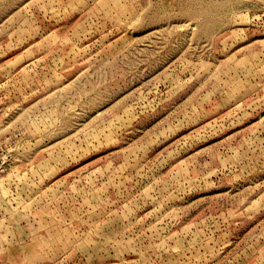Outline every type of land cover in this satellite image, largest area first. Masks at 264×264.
<instances>
[{"label":"rangeland","instance_id":"1","mask_svg":"<svg viewBox=\"0 0 264 264\" xmlns=\"http://www.w3.org/2000/svg\"><path fill=\"white\" fill-rule=\"evenodd\" d=\"M0 264H264V0H0Z\"/></svg>","mask_w":264,"mask_h":264}]
</instances>
